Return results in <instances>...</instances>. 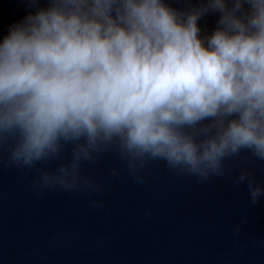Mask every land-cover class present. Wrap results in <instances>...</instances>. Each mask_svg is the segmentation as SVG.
I'll use <instances>...</instances> for the list:
<instances>
[{
    "label": "clouds",
    "instance_id": "1",
    "mask_svg": "<svg viewBox=\"0 0 264 264\" xmlns=\"http://www.w3.org/2000/svg\"><path fill=\"white\" fill-rule=\"evenodd\" d=\"M16 3L0 26V147L35 189L99 191L87 168L108 152L136 182L152 161L200 181L264 161V0ZM235 181L264 198L246 165Z\"/></svg>",
    "mask_w": 264,
    "mask_h": 264
},
{
    "label": "water",
    "instance_id": "2",
    "mask_svg": "<svg viewBox=\"0 0 264 264\" xmlns=\"http://www.w3.org/2000/svg\"><path fill=\"white\" fill-rule=\"evenodd\" d=\"M20 14L0 0V26ZM243 165L264 181V161L242 154L205 181L152 161L136 182L108 152L87 168L99 191L37 190L0 147V264H264V198L249 203Z\"/></svg>",
    "mask_w": 264,
    "mask_h": 264
}]
</instances>
